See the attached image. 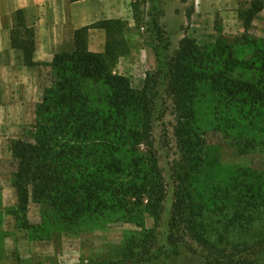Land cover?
Returning <instances> with one entry per match:
<instances>
[{"label":"rangeland","instance_id":"obj_1","mask_svg":"<svg viewBox=\"0 0 264 264\" xmlns=\"http://www.w3.org/2000/svg\"><path fill=\"white\" fill-rule=\"evenodd\" d=\"M137 1L145 13L144 26L138 28L136 21L130 26L129 51L113 67V73L127 77L135 90H143L148 74L160 67L154 47L168 45L173 56L185 36L201 46H228L248 63L264 49V0ZM152 17L162 35L155 36L152 26L145 25ZM258 67L239 68L240 78L262 83ZM51 78V68H35L27 84L0 86V264H134L136 257L188 264L193 254L187 249L221 259L222 249L230 254L239 245L264 241V116L253 124L244 113L234 112L232 120L218 109L219 93L210 83L200 90L192 108L186 106L187 99L177 104L178 98L165 85L156 90L151 131L157 168L149 159L141 175L152 181L160 172L165 193L158 207L159 196L146 198L142 206L131 198V204L121 207L107 193L103 199L109 208L87 209L72 224L52 200L30 198L21 206L14 186L13 144L33 140L37 105ZM247 139L255 143L247 146ZM191 143H197L198 161L187 153ZM144 154H150V148L142 144L127 163ZM129 164L124 173L111 177L131 181L134 170ZM240 168L250 171L248 177L239 176ZM244 179L252 184L249 192L240 184ZM131 251L135 257L128 258ZM247 255L237 253L233 258ZM248 259L256 260L257 254Z\"/></svg>","mask_w":264,"mask_h":264},{"label":"trees","instance_id":"obj_2","mask_svg":"<svg viewBox=\"0 0 264 264\" xmlns=\"http://www.w3.org/2000/svg\"><path fill=\"white\" fill-rule=\"evenodd\" d=\"M132 6L137 26L141 28L145 19V13L139 11L141 3L132 0ZM14 21L13 47L23 51L26 65L38 66L34 61L35 29L27 26L21 10L15 14ZM145 25L152 26L155 36L163 34L153 17ZM96 28L107 33L104 53L92 52L88 47L89 32ZM129 30V22L121 19L100 20L78 29L74 36L75 50L57 54L48 65L52 78L44 89L42 102L37 105L33 140H17L12 149L17 160L14 186L21 206L25 207L30 198L52 200L61 217L72 224L77 223L87 209L97 212L109 208L110 203L103 199V194L107 193L117 198L116 203L121 207L131 204V198H136L135 204L142 206L146 198L159 196L158 207L165 193L161 174L157 172L155 179L147 181L141 169L149 159L156 167L151 122L155 98L164 85L178 98L177 104L187 99L186 106L192 108L201 95L200 90L210 83L219 93L217 107L224 115L236 120L234 112L244 113L253 124L263 120L264 80L256 85L249 83L240 78L239 68L249 69L260 64L258 68L264 76V49L256 61L248 63L228 51V46H201L189 36L181 40L173 56L168 54V45L162 48L157 45L154 49L160 67L157 72L148 74L144 89L138 91L127 77L113 73L118 60L129 51L126 36ZM254 143L255 140L245 141L247 146ZM142 144L150 148V154L129 162L134 170L131 181L121 180V175L111 177L114 172L122 174L128 170V156L138 152ZM197 152V143L187 151L195 161L200 160ZM242 169L239 176L248 177L250 171ZM245 180L240 184L249 192L253 187L250 182L243 183ZM239 246L241 248L230 254L229 249H222L221 259L199 256L196 251L187 249V253L193 254L188 257L191 260L188 264H264V241ZM237 253L248 255L234 260ZM134 254L131 251L127 256ZM250 254H257V259L249 260ZM138 259L134 264H162L158 258ZM184 260L186 262V257Z\"/></svg>","mask_w":264,"mask_h":264},{"label":"crops","instance_id":"obj_3","mask_svg":"<svg viewBox=\"0 0 264 264\" xmlns=\"http://www.w3.org/2000/svg\"><path fill=\"white\" fill-rule=\"evenodd\" d=\"M19 10L24 12L27 26L35 29L34 61L38 66L26 65L23 51L12 45L14 16ZM107 19L134 26L132 0H0V86L27 84L35 68H47L57 54L75 50L78 29ZM106 44L104 29L90 30V51L104 53Z\"/></svg>","mask_w":264,"mask_h":264}]
</instances>
